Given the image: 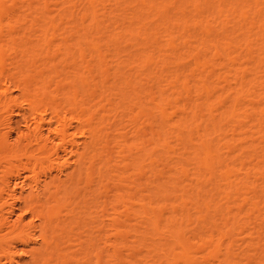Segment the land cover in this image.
<instances>
[{"label":"bare ground","instance_id":"6f19581e","mask_svg":"<svg viewBox=\"0 0 264 264\" xmlns=\"http://www.w3.org/2000/svg\"><path fill=\"white\" fill-rule=\"evenodd\" d=\"M99 1L0 0V264H264V0Z\"/></svg>","mask_w":264,"mask_h":264},{"label":"rangeland","instance_id":"374dc122","mask_svg":"<svg viewBox=\"0 0 264 264\" xmlns=\"http://www.w3.org/2000/svg\"><path fill=\"white\" fill-rule=\"evenodd\" d=\"M99 1V0H98ZM117 0H101L99 1V9H100V12L99 13H105L104 17L107 21V23L104 25V27L106 25H109L111 24L113 26L114 29H116L115 32H120V29H121V19L123 16L124 13H127V12H124L125 10H127L128 8H123V6L125 5H120V4H116ZM104 6L105 9H102V7ZM253 6V5H251ZM217 12V11H215ZM218 18L219 16L215 13V14H212V20L215 19L218 21ZM113 23H116V24H113ZM212 23H215L214 21H212ZM213 25V24H212ZM119 26V27H117ZM106 29V28H105ZM112 30V28H109ZM260 46V43L258 44V47ZM254 90H252L253 92ZM18 118L15 117L14 118V121H17ZM247 120H237V121H233V125L236 126V133H243V134H246V137H248V139H252L253 137H250V134L251 132L248 130V127L246 125H248L247 123ZM256 137V136H255ZM254 144L256 145H260V146H264V141L258 139V138H255V142ZM230 158H233V160H235L236 158L234 157V154L230 155ZM239 161L236 162V166L239 167ZM255 163L256 161H253L252 164H248L246 165V168L247 169H253V168H256L255 166ZM250 179L251 180H257V177L253 174V171H251V174H250ZM174 194H178V193H174ZM218 220L220 219V217L218 215L214 216L212 215V220ZM245 221H241L240 223H238V225L235 226V230L233 231V238L234 239H238V240H241L243 238H245L248 234L246 228H247V225L244 224ZM217 224H219L220 227H222L221 229L219 228L218 231L221 230V232H225L227 230H229V228L232 227V224H233V221H228V222H220V221H217ZM224 226V224H227V226ZM215 230V229H214ZM246 230V231H245ZM218 231H215L214 234L217 235V232ZM26 259L25 256H20V257H17L16 260L19 262V263H23L24 260Z\"/></svg>","mask_w":264,"mask_h":264}]
</instances>
